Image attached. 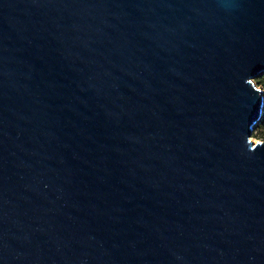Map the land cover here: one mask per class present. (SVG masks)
<instances>
[{
	"label": "water",
	"instance_id": "1",
	"mask_svg": "<svg viewBox=\"0 0 264 264\" xmlns=\"http://www.w3.org/2000/svg\"><path fill=\"white\" fill-rule=\"evenodd\" d=\"M264 0H0V264H264Z\"/></svg>",
	"mask_w": 264,
	"mask_h": 264
},
{
	"label": "trees",
	"instance_id": "2",
	"mask_svg": "<svg viewBox=\"0 0 264 264\" xmlns=\"http://www.w3.org/2000/svg\"><path fill=\"white\" fill-rule=\"evenodd\" d=\"M255 80L261 86V88L264 89V72L257 76ZM254 132L257 136L264 140V113Z\"/></svg>",
	"mask_w": 264,
	"mask_h": 264
},
{
	"label": "rangeland",
	"instance_id": "3",
	"mask_svg": "<svg viewBox=\"0 0 264 264\" xmlns=\"http://www.w3.org/2000/svg\"><path fill=\"white\" fill-rule=\"evenodd\" d=\"M256 82V80H255ZM257 83V82H256ZM258 84V83H257ZM259 85V84H258ZM260 86V85H259ZM261 87V86H260ZM251 138L254 140V141H258V140H263L262 138H260L259 136L256 135V133L254 132L253 135L251 136Z\"/></svg>",
	"mask_w": 264,
	"mask_h": 264
}]
</instances>
